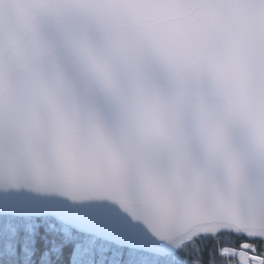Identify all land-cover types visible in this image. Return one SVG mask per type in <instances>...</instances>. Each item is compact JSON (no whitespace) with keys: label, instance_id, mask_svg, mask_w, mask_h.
<instances>
[{"label":"snow or ice","instance_id":"obj_1","mask_svg":"<svg viewBox=\"0 0 264 264\" xmlns=\"http://www.w3.org/2000/svg\"><path fill=\"white\" fill-rule=\"evenodd\" d=\"M0 264H264V0H0Z\"/></svg>","mask_w":264,"mask_h":264}]
</instances>
